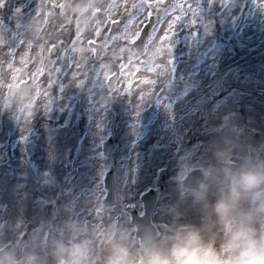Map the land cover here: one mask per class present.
Wrapping results in <instances>:
<instances>
[{
  "label": "flooded vegetation",
  "instance_id": "1",
  "mask_svg": "<svg viewBox=\"0 0 264 264\" xmlns=\"http://www.w3.org/2000/svg\"><path fill=\"white\" fill-rule=\"evenodd\" d=\"M38 2L7 0L3 8L5 15L0 17L6 29L0 31V264H147L153 253L167 255L169 235L173 232L179 238L185 235H178L175 228H171L179 223L170 219L169 185L174 182L177 189L199 191L183 186L186 175H181L175 165H171L168 152L164 161L152 164L151 159L150 164L146 153H141L145 149L140 147L149 141V132L144 144L139 145L145 140L146 132L125 149L123 140L126 141L130 133L124 132L119 125L125 117L117 112H106L105 117L103 108L125 99L131 104V112L137 116L139 126L147 123L150 113L143 110L148 106V100L152 99L153 86L142 78L160 81L153 94L155 103L169 101L174 96L171 92L178 88L176 85L168 86L170 77L176 81V78L185 76L183 68L176 69L185 60V55L180 52L182 42H175L172 49L174 71L162 76L149 73L144 67L138 73L135 66L122 70L120 64L126 63L127 52L123 53V59H117L108 50L107 54L98 57L86 53L89 57L87 61L81 60V54H76V59L82 64L80 71L87 72L86 77H79L84 79V83L78 84L71 76V54L67 64L61 55L59 66L63 71L58 74L57 84L49 89L50 97L37 96L38 85L30 80V74L42 64L47 66L48 54L38 46L31 49L26 45L19 47L13 64L21 72L9 68L10 49L15 43L11 33L17 31V21L13 16L15 9L21 8L19 20L23 25L24 38L36 45L59 39L64 42L61 48H70L76 31L73 22L60 32L57 25L61 21L57 17H53L51 24L46 26L42 17L34 15ZM110 2L118 6L111 10V18L117 23H106L97 38L95 9ZM142 2L146 0H69V14L79 21L82 31L77 47L87 48L90 39L101 45L104 38L111 35L119 36L111 48L127 49L130 44L122 34L130 14L134 12L138 19L129 25L128 31L131 33L139 28L141 33L146 24L155 25L157 32L152 33V26L149 32L153 36L151 45L159 46V36L171 17L165 18L163 9H160L161 23L156 24V11L147 17L150 9L132 8L133 4ZM194 2L202 10L204 2ZM165 3H171V0H165ZM254 3L261 8L259 17L264 23V0H243L247 7ZM241 17H245L244 10ZM183 20L178 23L177 32H180L179 24H184ZM193 24H200V21ZM144 42H148V37ZM137 49H143L140 40L136 42L134 51ZM261 50V47L253 48L247 59L253 63L260 60ZM22 56L25 61H21ZM166 62V56H158L155 60L157 64ZM102 64L107 67L101 68ZM248 70H252L254 76L264 71L263 68H241L238 76ZM105 71L110 73L108 79H104ZM121 71H124L122 76L119 75ZM130 75L132 80H129ZM47 79L46 74L38 78L41 88H47ZM60 83H63V89L59 87ZM112 89H120L121 92L127 89L129 97L123 93L119 96ZM141 91L145 93L142 100ZM246 113L239 109L241 121L245 120ZM225 114L227 109L221 111V116ZM69 122L73 124L70 130ZM160 126L168 127L167 120ZM185 127V124L181 125V128ZM188 135L194 136L191 131ZM156 138L159 144L162 133ZM108 140L119 144V149L107 156L105 145ZM192 140H187L189 146ZM245 152L240 150L236 158L229 157L226 173L231 182L225 191L220 187L215 200L224 206L225 199V207L228 203L229 210H243L240 218H246L249 213L258 215L253 219L259 220V241L256 243L261 246L264 245V213L257 212L252 199L250 204L247 202L250 195L238 189L246 172L264 169V158L253 153L246 158ZM245 159H248L251 169L245 165ZM109 176H113L114 181L107 180ZM217 189L214 188V191ZM236 219L239 217L236 216ZM237 220L231 222L228 231L238 226ZM194 233L191 237L196 239L197 232ZM202 243L211 245L209 238Z\"/></svg>",
  "mask_w": 264,
  "mask_h": 264
},
{
  "label": "rangeland",
  "instance_id": "2",
  "mask_svg": "<svg viewBox=\"0 0 264 264\" xmlns=\"http://www.w3.org/2000/svg\"><path fill=\"white\" fill-rule=\"evenodd\" d=\"M201 1L204 4L197 16L188 14L183 20L184 24H179L180 32L176 30L178 24L175 26V38L178 39L175 42H182L180 52L185 55V60L176 69L183 68L185 76L176 78V81H172L170 77L168 86L178 87L175 92H171L174 96L165 104H159L155 103L151 93L152 99L148 100L149 104L143 111L153 110V112L148 115V122L138 127L124 101L111 103L103 109L105 117H107L106 112H117L121 117H125L119 123L124 132L130 133V137L126 141L123 140L125 149H128L136 138H141L149 126L148 131L151 135L146 144L150 146L146 148L140 145V147L145 149L146 152L143 151V153H146L145 156L150 164L151 159L159 163L165 159L167 155H164L167 152H171L170 162L179 168L181 175L195 167L207 170L208 177L205 185L197 193L182 188L177 189L175 183L171 182L169 186L171 189L167 196L170 219L172 222L179 223L174 229L178 235L185 233L184 237H186L193 236L194 231L201 233L202 240L210 239V248L213 249L214 254H218L220 264H231L239 250V245H244L246 248L258 247L256 242L259 241L257 236L259 220L253 219L258 215L249 213L246 218H240L243 216V210L240 208L229 210L228 203L225 207V199H223L224 206L217 205L215 194L219 193L220 187L225 191L228 183L231 182L223 166L229 157L236 158L238 152L243 150L246 151L247 158L249 145L253 143H256L253 147L257 148L259 153H264V71L258 76H254L252 70H248L241 76L233 75L232 81L225 80L222 86H218L221 96L201 107L193 105V99L198 98L205 88L207 89L216 81V75L238 69L237 66L240 63L249 62L247 57H250V50L264 47V23L260 21L261 8L258 3L247 7L243 4V0ZM242 10L245 12V17H241ZM4 15L3 8H0V17ZM197 20L200 24H193ZM164 27L166 29L167 24ZM231 64H233L232 68L227 69L226 66L230 67ZM248 67L264 69V62H255ZM132 79L130 75L129 80ZM123 91L118 92L119 96L123 93L129 97L130 92ZM135 94L136 92L133 93ZM226 109L227 114L221 116V111ZM229 109L231 113L228 114ZM239 109L247 112L244 121L240 119L242 117ZM182 112H186L189 118L185 122L187 124L184 123L185 128H181L177 123L166 128L160 126L164 120L170 117L174 119L176 113ZM194 117L199 118L194 120ZM236 121L238 123H235ZM152 124L156 127H151ZM199 130L201 135L197 140ZM257 130L260 133L258 140L255 139L258 137ZM79 131L80 128L77 132ZM188 131H191L194 136H189ZM159 133H162V140L158 144L159 140L156 137ZM192 138L194 144L190 149L179 156L172 154L180 143L186 144V141ZM247 160L245 159V164L250 165ZM215 185L218 189L213 191ZM248 198L247 202L250 204L251 196ZM217 210L223 219L217 218ZM184 216L192 218L198 226L186 224ZM236 216L239 217L238 220ZM236 220L238 226L231 227L228 231L231 222ZM194 221L187 222L194 223ZM174 235V232L169 235L170 248L179 238Z\"/></svg>",
  "mask_w": 264,
  "mask_h": 264
},
{
  "label": "snow or ice",
  "instance_id": "3",
  "mask_svg": "<svg viewBox=\"0 0 264 264\" xmlns=\"http://www.w3.org/2000/svg\"><path fill=\"white\" fill-rule=\"evenodd\" d=\"M7 0H0V8H4L6 6ZM118 7L116 3L110 2L107 5L104 3L101 4L100 7L95 9L96 13V21H95V37H100L102 34V29L104 28L106 23L116 24L117 21L112 20L111 18V10ZM70 3L69 0H39L34 15L38 17H42L46 26L51 24V20L53 17H57L60 19V23L57 25V28L60 32H63L65 28H69L73 22L76 25L75 31V39L72 40V45L70 48H61L64 42L63 40L57 39L56 41H47L45 44L36 45L32 41L26 40L24 38L23 25L20 23L19 17L21 16V8H16L13 13L14 18H16V29L17 31H13L11 33L13 40L15 41L14 46L10 49L11 59L9 61V68L13 69L15 72H21L20 68H14L13 61L15 59V51L19 47L27 46L28 49L33 48L34 46H38L42 52H47L48 54V64L45 66L44 64L41 67L37 68L34 73L30 74V80L35 82L38 87L36 89L37 96L43 95L45 97H50L49 89H52L55 84H57L58 74L63 71L60 65V57L63 55L65 58V63L67 64V58L69 54L72 56V63L70 65L71 76L76 78V82L78 84H83L84 79H80L79 77L83 75L86 77L87 72H81L82 64L80 61L76 59V54H81V60L87 61L89 57L86 53H92L93 57L101 56L102 54H107L108 50H111L113 56L117 57V59H123V53L127 52V60L126 63H121L120 68L122 70L126 68H131L135 66L137 73L139 72L141 67H144L145 70L149 73L160 74L161 76L166 73H171L175 69V61L172 55V49L175 43V26L180 23L188 14H192L193 16H197L201 9L198 4L194 2V0H171V3H165V0H146V2H142L140 4H133V9H146L149 10L147 12V17H151L153 11L157 12V20L156 24L161 23V17L159 15V10L163 9L164 17H171L167 20V28L164 29L163 35L159 36L160 44L157 47H153L151 45V41L153 40V36L151 34L148 35V42L145 43L143 40H140V29L137 28L133 32L128 31L129 25H133L138 19V15L134 12L130 14V18L125 24V31L122 34L123 38L130 44L127 49L124 48H111V44L114 43L119 36H106L101 45H97L95 39L88 40V47H77V43L81 41L82 31L79 27V21L72 17L69 14ZM146 17V18H147ZM0 31H6L3 21L0 20ZM111 32V30H109ZM157 28L155 25L152 26V33H156ZM140 40L141 44H143V49H137L134 51L136 46V42ZM167 57V62L164 64H157L155 60L157 57ZM145 57L146 59H141ZM21 61H25V57H21ZM135 62V64L133 63ZM101 68H106V65H100ZM75 68V71L72 69ZM47 75V88H41L39 86L38 78L44 75ZM110 73L104 72V79H108ZM115 75V74H113ZM119 75H124V71H121ZM55 76V79H53ZM142 80L153 86L151 93L155 94L157 87L160 83L158 79H149L148 77H143ZM131 83V81H129ZM59 87L63 89V83L59 84ZM116 92L121 91L120 89H112ZM127 93V90L125 91ZM141 100L143 99L145 93L141 91L139 93ZM50 101V99H49Z\"/></svg>",
  "mask_w": 264,
  "mask_h": 264
},
{
  "label": "clouds",
  "instance_id": "4",
  "mask_svg": "<svg viewBox=\"0 0 264 264\" xmlns=\"http://www.w3.org/2000/svg\"><path fill=\"white\" fill-rule=\"evenodd\" d=\"M238 191L249 194L256 211L264 213V169L246 172L241 177ZM216 204H219V200ZM216 216L223 219L218 210ZM202 239L199 233L196 239L191 236L180 237L173 242L167 255L153 253L147 264H220L218 254H214L212 248L202 243ZM231 264H264V245L252 248L239 245Z\"/></svg>",
  "mask_w": 264,
  "mask_h": 264
},
{
  "label": "water",
  "instance_id": "5",
  "mask_svg": "<svg viewBox=\"0 0 264 264\" xmlns=\"http://www.w3.org/2000/svg\"><path fill=\"white\" fill-rule=\"evenodd\" d=\"M199 174H201V176ZM194 175L196 176L194 178H196V182L198 181V183H199L200 179H201V181H204V179H205L204 171H202L201 173H200V171H193L192 176H194Z\"/></svg>",
  "mask_w": 264,
  "mask_h": 264
},
{
  "label": "bare ground",
  "instance_id": "6",
  "mask_svg": "<svg viewBox=\"0 0 264 264\" xmlns=\"http://www.w3.org/2000/svg\"><path fill=\"white\" fill-rule=\"evenodd\" d=\"M219 97H220V95H219ZM219 97H218V98H219ZM138 121H139V120H138ZM248 122H249V121H248ZM154 126H155V125H153V126H151V127H154ZM72 127H73V124L69 122V130H70V128H72ZM151 127H150V128H151ZM148 128H149V127H147V130L145 131V132H146V138H145V140L142 141V142H140L139 145H140V144H144V142H146V141L148 140V137H149V134H148V132H149V131H148ZM250 129H251V127H250Z\"/></svg>",
  "mask_w": 264,
  "mask_h": 264
}]
</instances>
